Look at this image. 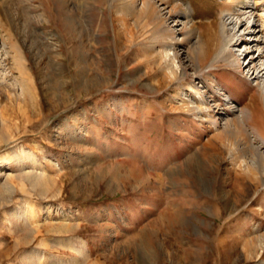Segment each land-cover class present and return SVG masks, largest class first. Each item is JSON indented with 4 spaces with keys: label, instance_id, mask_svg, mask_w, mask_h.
Listing matches in <instances>:
<instances>
[{
    "label": "rangeland",
    "instance_id": "374dc122",
    "mask_svg": "<svg viewBox=\"0 0 264 264\" xmlns=\"http://www.w3.org/2000/svg\"><path fill=\"white\" fill-rule=\"evenodd\" d=\"M248 7L0 0V264H264V98L222 32Z\"/></svg>",
    "mask_w": 264,
    "mask_h": 264
},
{
    "label": "bare ground",
    "instance_id": "6f19581e",
    "mask_svg": "<svg viewBox=\"0 0 264 264\" xmlns=\"http://www.w3.org/2000/svg\"><path fill=\"white\" fill-rule=\"evenodd\" d=\"M247 2L250 4V7H248L245 11L243 16H235L232 14L227 15L226 18H224V24L222 27V32L224 37L227 40V43L224 47V52H229L231 46H236L238 43H242L243 45L238 46V48H242V54L241 56H245L244 64L246 69L248 71V74L251 78L254 79L256 85L260 88L261 93L264 98V45H263V37L264 35H259L264 30V12H262L261 15L256 13L257 4L254 0H247ZM252 2V3H251ZM258 3V2H257ZM242 12V11H241ZM252 28L254 30H252ZM247 30H252L250 32H247ZM244 36H250L249 41L243 40ZM262 39V40H261ZM225 41V40H224ZM255 49L254 51H251ZM257 53V54H256ZM175 54V53H174ZM172 55L170 50L167 51L166 58L168 61L170 74L175 78H177L178 70L174 71L173 65H176V57L175 55ZM178 67V66H177ZM178 69V68H177ZM215 92L217 94V97L220 96L223 93V89L220 87H217L215 89ZM191 94H195V102L191 99ZM180 104H182V107L184 110L188 112H197L199 115H206L207 118L212 119V109L209 101H207L204 94L201 93V91L195 86V85H188L185 91L180 92ZM196 103V106L191 107L190 105ZM226 106L230 109V111H233V106H231V103L225 102ZM181 106V105H180ZM182 109V110H183ZM235 112V111H234ZM233 112V113H234ZM259 112V111H258ZM254 113V112H253ZM257 113V112H256ZM243 112L241 111L237 116L236 119H234V125L236 126V122L238 121L243 126L245 125L246 121L244 119V116L242 115ZM198 115V116H199ZM258 115V114H257ZM205 116V117H206ZM260 116V115H259ZM262 117V116H261ZM207 120V119H206ZM236 120V121H235ZM264 120V119H263ZM224 121V120H223ZM255 121V119H252V122L249 124H252ZM224 125L226 128H229V121H224ZM250 126V125H248ZM237 127V126H236ZM239 128V127H238ZM263 138V137H262ZM264 140V138H263ZM249 148L253 150L257 156L260 157V162H252L249 164H246V169H258V167L264 171V154L261 153V151L256 147L253 143L249 144ZM258 164V166H257ZM254 167V168H252ZM264 175V174H263Z\"/></svg>",
    "mask_w": 264,
    "mask_h": 264
}]
</instances>
